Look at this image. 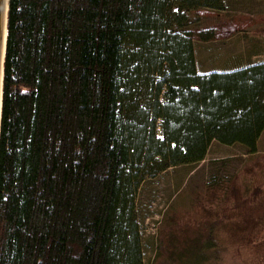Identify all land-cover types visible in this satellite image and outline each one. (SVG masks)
Listing matches in <instances>:
<instances>
[{"label":"trees","instance_id":"16d2710c","mask_svg":"<svg viewBox=\"0 0 264 264\" xmlns=\"http://www.w3.org/2000/svg\"><path fill=\"white\" fill-rule=\"evenodd\" d=\"M224 9L8 0L0 264H146L140 186L197 165L213 141L258 155L245 179L212 188L194 221L160 228L150 264H208L228 242L254 252L246 264H264V59L207 72L195 56V42L259 31L264 16Z\"/></svg>","mask_w":264,"mask_h":264},{"label":"rangeland","instance_id":"374dc122","mask_svg":"<svg viewBox=\"0 0 264 264\" xmlns=\"http://www.w3.org/2000/svg\"><path fill=\"white\" fill-rule=\"evenodd\" d=\"M224 4V12L228 14L264 16V0H224ZM195 19L199 25L215 20L211 17ZM258 26L259 31L248 28L225 40L195 42L197 69H216L212 66L220 65L228 55L244 56L254 40L264 38V20ZM257 155H250L241 144L224 145L213 141L205 158L197 165L170 167L147 178L136 199L145 263L150 264L154 256L160 228L174 222L186 225L198 218V204L208 201L212 188L226 185L228 181L242 180L244 166ZM253 254L244 245L228 242L221 258L212 259L208 264H246Z\"/></svg>","mask_w":264,"mask_h":264},{"label":"crops","instance_id":"0c3cea01","mask_svg":"<svg viewBox=\"0 0 264 264\" xmlns=\"http://www.w3.org/2000/svg\"><path fill=\"white\" fill-rule=\"evenodd\" d=\"M251 46L252 47L249 48V50L244 56L228 55L227 57L222 59L223 61H220V65L212 66L216 69H211L209 71H228L238 66L245 65L252 59H264V38H257V40H254ZM257 149H260L259 151L264 150V132L257 141Z\"/></svg>","mask_w":264,"mask_h":264},{"label":"water","instance_id":"95a60500","mask_svg":"<svg viewBox=\"0 0 264 264\" xmlns=\"http://www.w3.org/2000/svg\"><path fill=\"white\" fill-rule=\"evenodd\" d=\"M7 1L8 0H0V116H1V103H2L3 62H4L6 36H7V10H8Z\"/></svg>","mask_w":264,"mask_h":264},{"label":"bare ground","instance_id":"6f19581e","mask_svg":"<svg viewBox=\"0 0 264 264\" xmlns=\"http://www.w3.org/2000/svg\"><path fill=\"white\" fill-rule=\"evenodd\" d=\"M8 2V1H7ZM6 31V30H5Z\"/></svg>","mask_w":264,"mask_h":264}]
</instances>
